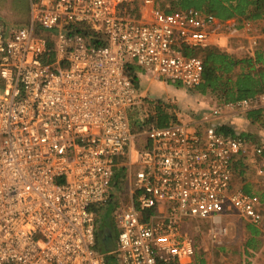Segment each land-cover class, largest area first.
<instances>
[{"label": "built area", "instance_id": "2783aa9c", "mask_svg": "<svg viewBox=\"0 0 264 264\" xmlns=\"http://www.w3.org/2000/svg\"><path fill=\"white\" fill-rule=\"evenodd\" d=\"M241 22L193 9L164 14L156 0H37L26 26L0 24V264H107L109 255L115 264H189L195 244L184 225L209 221L216 242L228 234L222 216L264 235V200L233 187L234 164L249 152L264 186V148L211 124L223 112L264 107V94L213 108L201 129H148V148L132 151L129 113L140 95L127 66L196 89L203 62L184 52L229 33L253 58L259 36L254 22ZM132 153L138 170L128 203L110 215L114 251L102 253L96 216L116 204L114 170Z\"/></svg>", "mask_w": 264, "mask_h": 264}, {"label": "trees", "instance_id": "16d2710c", "mask_svg": "<svg viewBox=\"0 0 264 264\" xmlns=\"http://www.w3.org/2000/svg\"><path fill=\"white\" fill-rule=\"evenodd\" d=\"M37 0H32L36 2ZM17 2V3H16ZM29 0H15L8 4L5 0H0V11L8 12L3 18L11 19V23L19 24L24 27V18L29 15ZM156 7L164 14H170L177 10H197L205 15H209L219 20L226 22L230 20L236 21H263L264 22V0H156ZM0 12V13H1ZM28 18V17H27ZM73 31H77L93 38L95 33L84 29L82 26H72ZM264 34V27L262 28ZM50 39V34L47 33ZM48 39V40H49ZM95 41V40H94ZM101 45H106L103 40ZM186 57H198L203 62V83L195 91L202 96H210L216 104L214 108L221 107L225 104L236 103L241 100L254 98L264 92V48H259L253 58L244 57L243 59H234L225 52H220L214 47H209L196 52L185 51ZM139 69L135 64L131 63L127 66L126 75L131 80L139 94L140 80L138 78ZM153 106V115L147 117L142 122L134 120L135 115L129 113V121L132 133L137 135L144 130L151 128H166L171 124H175V118L168 112L167 106L162 102H150ZM245 119L250 125L258 127L264 126V107L250 109L245 113ZM216 131L224 136L238 137L242 140H249V134H241L236 136L235 132L227 126H218ZM148 146L144 143L138 147V151L147 149ZM121 159L118 160V164ZM241 159L234 164H240ZM243 167L242 164L239 167ZM112 188L117 189L118 181L122 178L123 168L116 167L114 170ZM112 189V190H113ZM242 190L247 194H252L245 187ZM97 236L96 249L105 253L103 248V236L105 231L116 235V230L113 226V221L108 211L104 214L98 212L96 216ZM115 235L113 237H115ZM252 238L246 242L243 249V256L250 259L255 255L259 247L257 240L258 233L251 232ZM195 248V246H194ZM199 257V258H198ZM193 264H205L200 256L193 257ZM107 264H115L113 256H106Z\"/></svg>", "mask_w": 264, "mask_h": 264}, {"label": "rangeland", "instance_id": "374dc122", "mask_svg": "<svg viewBox=\"0 0 264 264\" xmlns=\"http://www.w3.org/2000/svg\"><path fill=\"white\" fill-rule=\"evenodd\" d=\"M8 4L15 0H5ZM32 0H29V3ZM17 3V2H16ZM30 5V4H29ZM1 12V11H0ZM8 12L0 13V24L7 27L19 26V24L11 23V19L3 18ZM28 17V18H27ZM29 15L24 18V24L28 23ZM227 23V22H225ZM242 22L238 21V25ZM255 31L260 37L259 48L264 46V34L262 28L264 27L263 21L254 22ZM40 37L49 39L46 32L37 30ZM216 44L213 46L220 52H225V46L230 45L231 42L237 44L236 48L242 47L246 44L244 39L231 36L229 33H221L216 38ZM138 78L140 80L139 95L140 102L138 106L132 111L135 115L134 120L142 122L153 115V106L150 102H162L164 106H167V112L175 118L176 124H189L196 129H201L199 123L202 117L209 114L210 110L215 107L214 100L210 96H202L197 91L184 89L181 86H172L165 84L150 77H145L139 70ZM213 127L227 126L233 130L236 136L241 134H249L251 138L247 140V143L251 147L261 146L264 148V126L258 127L250 125L246 122L245 114H233L223 112L219 118L211 122ZM145 131V130H144ZM144 131L137 135H134L133 150H138L142 144L145 143ZM135 154H128L123 157L118 164V167L123 168V176L118 181L117 189H113V193L116 194V204H112L108 207V214H112V211L120 206L128 203L129 187L137 173L138 167L135 165ZM243 167H239L240 164H236L233 174V185L237 186L236 189L246 188L252 194H256L264 200V186L259 182L255 175V160L251 152L244 157L240 158ZM239 159V160H240ZM238 160V161H239ZM243 186V187H242ZM235 188V187H234ZM220 227L228 229V234L224 238H219L214 242L210 237L211 223L209 221H191L184 225L183 231L191 236L195 244V256H200L204 260L205 264H242L243 249L250 240V236L245 233L244 227H250L246 222L239 219L237 216H222L220 218ZM241 226V229H239ZM243 227V229H242ZM251 229V228H250ZM244 232L242 233V231ZM113 236L115 235L112 234ZM258 251L253 255V259H264V236L261 235ZM263 247V248H262ZM263 249V250H262ZM262 250V251H261ZM199 258V257H198Z\"/></svg>", "mask_w": 264, "mask_h": 264}, {"label": "crops", "instance_id": "0c3cea01", "mask_svg": "<svg viewBox=\"0 0 264 264\" xmlns=\"http://www.w3.org/2000/svg\"><path fill=\"white\" fill-rule=\"evenodd\" d=\"M219 21V20H218ZM232 21H235V20H230V21H226L227 23H231ZM259 39H260V37H259ZM245 45V44H244ZM243 45V46H244ZM242 46V47H243ZM237 47V44H235V43H233V42H231V44L230 45H226L225 46V53L227 54V55H229V56H231L232 58H234V59H238V60H240V59H243L244 57H245V55L243 54V51L241 50L242 49V47H239V48H236ZM262 47V46H261ZM263 48H264V46H263ZM263 94H264V92H263ZM262 95V94H261ZM212 110V109H211ZM247 122V121H246ZM233 187H235V188H237V186L235 185H233ZM243 187V186H242ZM244 188V187H243ZM245 188H248V186H246L245 185ZM251 228V229H250ZM239 229H241V226H240V228ZM242 229H243V227H242ZM244 230H245V233H247L250 237L249 238H252V236H251V232H257L258 233V236L256 237L257 239L259 238L260 239V237H261V235L262 236H264L263 234H261V232L260 231H258L257 229H255V228H253L252 226H247L246 228L244 227ZM244 230L242 231V233L244 232ZM113 237V236H112ZM263 248V247H262ZM263 250V249H262ZM261 250V251H262ZM257 251H258V249H257ZM256 252V251H255ZM255 254V253H254ZM244 258H242L241 260H242V264H264V259H261V262H259V260H257V259H253V257L252 258H250V259H247V258H245V256H243ZM193 260V259H192ZM190 261V263L189 264H193V261Z\"/></svg>", "mask_w": 264, "mask_h": 264}, {"label": "water", "instance_id": "95a60500", "mask_svg": "<svg viewBox=\"0 0 264 264\" xmlns=\"http://www.w3.org/2000/svg\"><path fill=\"white\" fill-rule=\"evenodd\" d=\"M102 244L105 252L114 251V239L109 231L104 232Z\"/></svg>", "mask_w": 264, "mask_h": 264}]
</instances>
